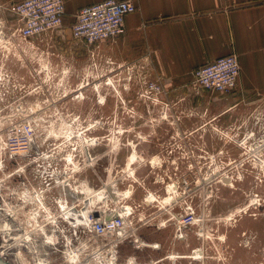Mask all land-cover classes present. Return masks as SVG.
<instances>
[{
	"label": "rangeland",
	"instance_id": "obj_1",
	"mask_svg": "<svg viewBox=\"0 0 264 264\" xmlns=\"http://www.w3.org/2000/svg\"><path fill=\"white\" fill-rule=\"evenodd\" d=\"M0 19V199L17 264H264L250 115L209 123L212 111L110 54L116 38L88 43L62 22L24 39L16 16ZM118 213L120 236L84 226Z\"/></svg>",
	"mask_w": 264,
	"mask_h": 264
},
{
	"label": "crops",
	"instance_id": "obj_2",
	"mask_svg": "<svg viewBox=\"0 0 264 264\" xmlns=\"http://www.w3.org/2000/svg\"><path fill=\"white\" fill-rule=\"evenodd\" d=\"M63 1V22L69 23L80 8L102 0ZM132 1L136 11L125 16V32L106 43L110 54L121 63L147 68L163 92L193 98L200 111H212L213 125L222 126L227 115H250L247 123L260 116L264 122V0ZM227 54L236 55L240 66L234 91L190 89L195 68Z\"/></svg>",
	"mask_w": 264,
	"mask_h": 264
},
{
	"label": "built area",
	"instance_id": "obj_3",
	"mask_svg": "<svg viewBox=\"0 0 264 264\" xmlns=\"http://www.w3.org/2000/svg\"><path fill=\"white\" fill-rule=\"evenodd\" d=\"M135 11L136 5L132 0H102L86 5L80 8L75 15L72 35L88 43L117 38L125 32V16ZM3 12L16 16L19 23L18 35L29 39L59 27L63 22L65 7L63 0H16L8 5L0 3V14ZM3 21L0 19V33L4 27ZM239 72L240 66L236 55L219 56L212 62L195 68L193 84L197 90L229 94L237 87ZM160 87L156 82L150 85L154 92H158ZM260 120V116H254L255 125L260 127L264 133V122ZM263 133L261 138L250 142L248 139L253 137L254 132L246 134L247 139H242L244 145L257 143L259 146L256 151L251 150L252 159L260 160V155H263ZM194 220L195 215L192 209L184 211L179 214L178 227L186 228L193 224ZM125 224L123 215L118 213L102 220H89L84 226H88L98 235L115 233L120 236L125 229ZM114 262H116L115 257L110 259V263Z\"/></svg>",
	"mask_w": 264,
	"mask_h": 264
},
{
	"label": "flooded vegetation",
	"instance_id": "obj_4",
	"mask_svg": "<svg viewBox=\"0 0 264 264\" xmlns=\"http://www.w3.org/2000/svg\"><path fill=\"white\" fill-rule=\"evenodd\" d=\"M0 192H2V191L0 190ZM8 214H9L8 212H4L3 215H0V260L4 264H17L16 263V258H15V255H14V251H12V249H10L12 247V245H10V243H8L9 242L8 239H6L7 236H8V238H11L9 236L10 231L6 230L7 229L6 228V226H7L6 223L7 222L5 221V219H8V218L11 217V215H8ZM3 222L5 224H3ZM8 227H9V225H8ZM5 234H7V235H5ZM84 258H86V257H84ZM78 262H81V261H78ZM58 264H59V262H58Z\"/></svg>",
	"mask_w": 264,
	"mask_h": 264
},
{
	"label": "bare ground",
	"instance_id": "obj_5",
	"mask_svg": "<svg viewBox=\"0 0 264 264\" xmlns=\"http://www.w3.org/2000/svg\"><path fill=\"white\" fill-rule=\"evenodd\" d=\"M131 159H134V157H133V155H132V157H131ZM0 194L2 195V193L0 192ZM2 200H5V198L3 197L2 198ZM6 201V200H5ZM4 211L5 212H8V213H10V212H12L13 210H10V208H9V205L6 203L5 204V202H2L1 201V199H0V215H3L4 214ZM73 215L76 217L77 216V214L75 213V212H73ZM14 217V216H13ZM14 221V220H13ZM77 221H79V223L80 224H83L84 223V221H82V219H80V220H77ZM16 223V222H15ZM3 224H5L4 222H3ZM13 226V225H12ZM8 229V228H7ZM17 229V228H16ZM11 231V230H10ZM15 231V230H14ZM9 233V232H8ZM10 240V239H9ZM4 241V240H3ZM6 241V240H5ZM9 243V242H8ZM7 244V243H6ZM2 251V250H1ZM21 251V250H20ZM76 258V257H75ZM76 260V259H75Z\"/></svg>",
	"mask_w": 264,
	"mask_h": 264
},
{
	"label": "water",
	"instance_id": "obj_6",
	"mask_svg": "<svg viewBox=\"0 0 264 264\" xmlns=\"http://www.w3.org/2000/svg\"><path fill=\"white\" fill-rule=\"evenodd\" d=\"M0 264H4V263L0 260Z\"/></svg>",
	"mask_w": 264,
	"mask_h": 264
}]
</instances>
